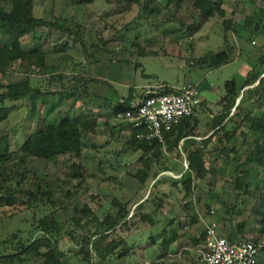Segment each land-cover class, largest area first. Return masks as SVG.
Instances as JSON below:
<instances>
[{
  "label": "rangeland",
  "instance_id": "374dc122",
  "mask_svg": "<svg viewBox=\"0 0 264 264\" xmlns=\"http://www.w3.org/2000/svg\"><path fill=\"white\" fill-rule=\"evenodd\" d=\"M71 1L33 0L32 2L34 13L38 17L50 20L54 16L55 20L58 19L65 25L82 24L83 30L86 31L85 42L90 51L93 52L91 34L96 39H110L109 43L100 46L94 51L93 56H87L80 41L67 34L61 35L57 32L51 34L44 29L24 37L22 45L25 50L37 47L47 52L46 66L40 68L32 66L28 69L34 85L40 86L44 91L52 90L54 94L45 93V97L38 96L34 100L33 111H31V102L24 99L18 108L11 110L9 118L0 123V136L11 133L17 136L16 143L19 144L27 131L37 129L41 118L59 122L63 114L73 116L76 113L80 114L78 110H83L84 115H95L93 130L88 134L90 139L84 143L82 154V161L86 167L84 170L86 181L82 187H77L79 179L72 178L71 162L64 155L47 160L25 153L28 175L24 186L35 188V185L30 183L35 178L47 182L55 190L54 199L58 200V205L52 206L48 201L33 204L32 208L21 202L14 206L0 205V252L8 254L13 251L12 244H5L3 241L19 229L23 231L21 238L24 240L41 236L42 233L36 231L34 223L51 210L56 209L64 222L75 214V207L83 208L85 205L100 217H104L110 210L116 211L117 208H113L112 205L114 199H119L121 202L131 200L130 215L133 217L130 218L128 226L117 227L106 244L113 239L124 238L135 246L134 255L127 261L123 259L114 261V264H142L156 259L155 246L150 248V245H153L152 241L150 242V235H157L160 232L159 228L164 226L163 219L166 218H171L169 220L173 221L174 227L184 235L182 242L173 250H178V254L189 244L188 249L191 250L185 249V251L192 256L188 257L187 261L190 263L187 264H200L203 244L197 248L193 247L188 236V234L200 235L206 228L207 223L202 222L198 226H192L191 212L196 208L205 222L210 220L217 222L220 235L236 236L235 240L257 239L264 244V231H261L262 226L253 211L254 204L264 192V184L258 181L264 180V167L254 164L247 192L239 193L234 186L237 175L235 165L244 161L254 147L253 134L249 133L245 139L239 133L233 142L237 145L238 153L231 155L234 156L235 161L222 157L218 160L217 171L208 174L199 182L194 193L190 197H185L182 184H174L175 180L181 179V175L162 172L165 164L178 163L175 161V156L166 152L160 160H152L151 176L145 184H141L134 174L141 166L139 157L143 152L132 150L125 145L130 137L128 125L124 123L121 126L118 120L109 119L107 114L109 110L107 106L114 104L109 98L123 99L129 95L131 89L135 91L134 99L138 100L146 90H159L162 86L179 87L189 82L202 83L203 97L209 102L216 103L226 94L227 80L235 78L239 84L243 82L251 66L250 60L259 56L260 48L264 44L262 37L255 38V42L240 39L231 29H226L223 22L227 19L244 24L246 15L255 5L263 7L262 1L217 0L225 10V16L217 13L207 20L199 31L193 32L187 30L188 26L201 22L199 11L193 6L194 0H186L183 7L176 12L161 10L152 19L141 18L140 6L136 4L122 7L117 5L115 0H96L93 4H88L90 7L87 9L78 7ZM64 41L67 42L68 48L55 51L54 47ZM226 43L235 46L236 56L233 62L213 70L207 68V65L203 66L202 63L200 64L202 66L196 64V60L199 61L208 52L226 49L228 45ZM81 66L85 68L82 71ZM23 70V67L17 66L7 71L4 80L15 82L24 79L26 74ZM59 73L67 76L81 73L92 78L93 81L89 83L90 93L105 97L108 101L104 103L89 98L83 94L82 89L78 90L77 97H65L59 100L58 92L61 84L59 81H50ZM79 85L83 87V83ZM65 86L73 88L74 82L66 78ZM79 105L86 106V110L80 109ZM263 111V109H255L254 114L261 116ZM108 121L111 126H116L114 130L106 123ZM209 150L214 151L213 145ZM170 152L178 154L175 148ZM208 155L210 161L217 159V154L214 152ZM155 171L162 173L154 177L152 173ZM256 181L260 183L259 187L256 186ZM68 191L72 193L71 199L65 196ZM19 197L21 200H27L24 196ZM146 198H156V203L162 205L157 219L159 225H151L140 219L138 215H134L137 204ZM186 203L190 205L191 210L183 208ZM61 204L66 205L61 207ZM231 204H236L237 209L228 208ZM212 210H215L214 214ZM237 211L239 213H235ZM242 221L246 225L244 231L240 232L238 224ZM95 229L96 226L92 225L80 229V234L82 236ZM31 234L32 236H29ZM79 245L68 237L61 239L59 246L67 253L64 258L66 264H87L75 255L80 249ZM164 250L162 251L165 253ZM174 259L176 258L166 256L165 264H181L179 260ZM93 263L95 260L92 261Z\"/></svg>",
  "mask_w": 264,
  "mask_h": 264
},
{
  "label": "trees",
  "instance_id": "16d2710c",
  "mask_svg": "<svg viewBox=\"0 0 264 264\" xmlns=\"http://www.w3.org/2000/svg\"><path fill=\"white\" fill-rule=\"evenodd\" d=\"M33 0H0V123L7 120L10 112L18 108L24 99L31 102L32 110L35 108L36 98L46 94H54L52 90H42L40 86L34 85L32 77L28 73V69L32 66L40 68L47 65V52L34 47L25 50L22 45L23 38L39 30L47 29L48 32H55L61 35H69L78 39L83 45V49L87 56H93L100 46H105L110 39H96L91 34L92 51L89 50L85 42V30L83 25L76 23L73 25H65L53 16L50 20L44 17H38L34 13ZM96 0H72L76 6L89 8L88 4H93ZM111 1V0H107ZM249 2L253 0H248ZM263 7H255L246 15L244 24L232 20H224L226 29L232 32L240 39L255 42V38L262 37L264 40V0H261ZM117 5L128 7L131 5H139V16L144 19H152L161 10L166 9L169 13L178 11L183 7L186 0H115ZM193 6L199 11L201 22H195L188 26L187 30L199 31L204 23L217 13L225 16V10L220 6L217 0H194ZM228 42V41H227ZM227 48L217 51L208 52L201 59L196 60V64L207 65L209 69L220 68L233 62L236 56L234 53L235 46L226 43ZM141 47V46H139ZM67 42H61L54 47L55 51L66 50ZM261 52L256 59L250 60L251 66L247 70L244 80L241 84L235 78L225 82L226 94L218 100L221 110L213 114L209 122L206 124V131L199 134V119L196 116L184 117L170 132L165 135V142L158 140H148L139 138L137 135L142 131L134 128L126 120L118 119V114L131 109L132 103L143 99L147 90L142 94L141 98L134 101V89L125 98H109L114 104L108 107L109 119H116L121 126L126 123L130 131V137L125 145L132 150H141L143 155L139 157L141 166L138 168L134 176L139 179L141 184H145L151 176L152 160H160L165 154V149L170 151L177 149L180 156L181 150L185 153L189 170L186 171L181 179L175 180L174 184L181 183L185 197H190L199 182L204 180L208 174L217 171L218 160L222 157L235 161L232 154H237V145L234 140L239 133L247 139L249 133L253 134L254 147L246 156L244 161L235 165L236 178L234 181L235 189L239 193L247 192L249 183L252 178L254 164L264 167V111L261 116L255 115V109L264 110V44L260 48ZM90 51V52H89ZM145 52V50H144ZM150 52V51H149ZM158 52V51H151ZM161 53V52H159ZM200 65V66H202ZM17 66L23 67L26 77L15 82H7L4 75L7 71L13 70ZM85 68L81 66V71ZM80 71V72H81ZM74 82L73 88L65 86V80ZM51 82L59 81L61 89L59 100L65 97H77L78 90L82 89L83 94L89 98L96 99L99 102L106 103L108 100L101 96L91 94L89 91V83L93 81L85 75L59 73L55 74ZM70 82V81H68ZM83 83V87L79 85ZM163 87V86H162ZM173 86H165L161 93L172 91ZM150 90V89H149ZM153 90V89H152ZM160 90V89H159ZM157 90V91H159ZM240 99V100H238ZM204 101L201 102V106ZM108 104V103H107ZM79 105L80 109L86 110V106ZM75 115L63 114L59 122L47 121L41 118L38 121V127L35 131H27L22 137V141L17 144V136L8 133L0 136V205L7 204L14 206L26 203L29 208L33 204L50 202L52 206L58 205V200L54 199L55 190L50 184L39 178H35L30 183L35 185L25 187L24 181L27 178L28 161L25 153L39 159H53L60 155L66 156L71 162L72 178L79 179L77 187H82L86 181L84 170L86 169L82 161L84 143L90 139L88 134L93 130V122L95 115H84L83 110H78ZM110 128L114 130L116 126H111L110 122H106ZM120 127V126H119ZM245 128L246 130H241ZM211 131L212 134L201 141L202 147H198V136H204ZM182 141V145L179 146ZM214 143V151L209 150V144ZM212 152L217 154L215 161L208 159V154ZM173 165L165 164L163 170L172 169ZM174 167V166H173ZM159 171L152 173L157 177ZM264 184V180H258ZM257 182L259 187L260 183ZM214 195L217 193L213 192ZM26 197L27 200H21L19 197ZM67 199H71L72 193L68 191L65 195ZM239 199V196L237 197ZM131 200L121 202L114 199L112 202L115 210H110L104 217H100L89 206L83 208L75 207V214L68 220L63 221L57 214L56 209L38 218L34 223L36 231L42 233L41 236L28 240L22 239L23 231L19 229L16 233L10 234L4 239L3 243L12 244L13 251L8 254L0 252V264H66L64 258L67 253L60 249L61 239L68 237L75 243L80 244V249L75 255L87 264H114L118 260L127 261L135 254V246L130 244L127 239L118 238L111 240L106 244L112 232L120 226H128L131 216ZM66 205V204H65ZM61 204V207L65 206ZM162 205L156 202L144 200L140 202L134 215H138L143 221L153 225L156 224L157 217L160 215ZM228 207V205H227ZM190 205L186 203L184 209H189ZM228 208L237 209V205H229ZM191 210V208L189 209ZM254 214L261 224V231H264V192H262L253 206ZM239 213V211L235 212ZM192 223L196 222L193 217ZM95 225L96 229L88 234L81 236L80 229H86ZM246 223L244 221L238 224L239 231L243 232ZM184 228V227H183ZM29 236H32L29 235ZM207 232L204 231L199 236H191L190 239L194 245L204 243ZM180 237L178 230L170 222L158 236H153V242H157L161 238L160 245L166 246ZM232 240L236 236L229 237ZM257 242L258 240L255 239ZM264 251V250H263ZM164 256H158L154 261L143 262L142 264H165ZM173 259V258H172ZM176 260V259H174ZM178 260V259H177ZM115 261V262H114ZM258 264H264V258L260 259Z\"/></svg>",
  "mask_w": 264,
  "mask_h": 264
},
{
  "label": "built area",
  "instance_id": "2783aa9c",
  "mask_svg": "<svg viewBox=\"0 0 264 264\" xmlns=\"http://www.w3.org/2000/svg\"><path fill=\"white\" fill-rule=\"evenodd\" d=\"M147 90L143 99L132 103L131 109L119 113L118 119L126 120L142 131L139 138L165 142V135L184 117L198 115L201 92L195 84L173 87L168 93ZM212 214L215 210L211 211ZM206 242L201 252L200 264H258L264 244L252 238L232 240L218 234L217 222L212 220L206 228Z\"/></svg>",
  "mask_w": 264,
  "mask_h": 264
},
{
  "label": "crops",
  "instance_id": "0c3cea01",
  "mask_svg": "<svg viewBox=\"0 0 264 264\" xmlns=\"http://www.w3.org/2000/svg\"><path fill=\"white\" fill-rule=\"evenodd\" d=\"M213 70V69H212ZM188 84H195L196 86H198V88H199V90H200V92H201V97H202V101H204V103L202 104V106H200V108H199V111H198V115L196 116L198 119H199V125H198V131L200 132L199 134H203L205 131H206V124L209 122V120H210V118H212L213 117V114H215V113H218L220 110H221V106L218 104V100H217V102L216 103H212V102H209V101H207V99L205 98V97H203V95H202V90L203 89H201V86H202V83H200V82H189ZM182 86H184V85H182ZM182 86H179V87H182ZM134 101H136V100H134ZM212 132L213 131H211L210 133H208V134H206V135H204V136H198L196 139H197V141H198V144H197V146L198 147H202L203 145H202V143H201V141H203V140H206L211 134H212ZM182 145V141L180 142V144H179V146H181ZM212 145H213V147H214V143L213 142H211L210 144H209V149H211L212 148ZM180 149V152H181V154H182V156L180 157L176 152L175 153H172V152H170V151H168V150H166L165 149V152L168 154V155H173V156H175V161H178V163H174V164H172L173 166H172V169H168V170H163L162 172H172V173H174V174H177V175H181V177L183 176V174L186 172V171H188L189 170V168H188V162H187V159H186V155H185V153L181 150V147L179 148ZM162 172H160L159 174H158V176H160V174L162 173ZM155 197H157V196H155ZM161 198V197H160ZM156 198H146L145 200H148V201H150V202H157V200H155ZM142 201H144V200H142ZM142 201H140V202H142ZM139 202V203H140ZM138 203V204H139ZM160 203L162 204V198H161V201H160ZM137 204V205H138ZM137 207V206H136ZM183 208H184V206H183ZM194 209H195V207H194ZM192 213V216H193V218L194 219H196V222L195 223H193L192 224V226H198L201 222L202 223H207L206 224V228H207V226H208V224L212 221V220H210L209 222H205V219H204V217L201 215V213H200V211H198L197 210V208L195 209V211L194 212H191ZM185 215V214H184ZM159 217H157V219H158ZM184 218V217H183ZM169 219H171V218H169ZM168 218H166V219H163L164 220V226H162L161 228H159L160 229V232L167 226V222L168 223H170V222H173L172 220H169ZM158 221V220H157ZM156 221V224H158L159 225V223ZM156 224H154V225H156ZM187 226H189V225H187ZM176 228V227H175ZM206 228H205V230L204 231H206ZM177 229V228H176ZM203 231V232H204ZM160 232L159 233H157V235H150V242L152 241V243H153V245H150V248H152V247H154L155 246V250L154 251H156L155 252V257H158V256H164V257H168V256H170V257H175L176 258V260L178 259L179 260V262L182 264V263H184V264H187V263H190V262H188L187 261V259H188V257H190V256H192V254L191 253H189V252H187V251H185V249H188V247H190L189 246V244H188V246H185V247H183V251H180L178 254H177V252H178V250L177 251H175V250H173V248L176 246V245H178V244H180L181 242H182V240H183V238H182V236H184L183 234H180V232H178L179 234H180V237H178V239L177 240H175V241H173L172 243H170V244H168V245H166V246H162V245H160V243H161V238L160 239H158L157 240V242L155 243V242H153V236H158L159 234H160ZM184 233V232H183ZM187 234L189 233V232H186ZM219 234V233H218ZM196 235V234H195ZM195 235H191V234H188V236H189V241H190V243L192 244V246L193 247H195V248H197L198 246H200L201 244H203V247H204V244H205V242H206V240H205V242L204 243H201V244H198V245H194L193 243H192V241H191V239H190V237L191 236H195ZM220 235V234H219ZM199 236V235H198ZM185 243H187V240H186V242ZM185 245H187V244H185ZM165 249V250H164ZM162 250H164L165 251V253L162 251ZM188 250H191V248H189ZM201 252H202V250H201ZM152 253V252H151ZM178 257V258H177ZM263 259L264 258V255H263V252H262V254H261V257H260V259ZM155 260V259H154ZM153 260V261H154ZM147 263V262H146Z\"/></svg>",
  "mask_w": 264,
  "mask_h": 264
},
{
  "label": "water",
  "instance_id": "95a60500",
  "mask_svg": "<svg viewBox=\"0 0 264 264\" xmlns=\"http://www.w3.org/2000/svg\"><path fill=\"white\" fill-rule=\"evenodd\" d=\"M240 100V99H239Z\"/></svg>",
  "mask_w": 264,
  "mask_h": 264
}]
</instances>
